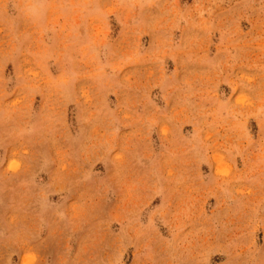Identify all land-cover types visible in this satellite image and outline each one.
Here are the masks:
<instances>
[{
  "label": "rangeland",
  "instance_id": "1",
  "mask_svg": "<svg viewBox=\"0 0 264 264\" xmlns=\"http://www.w3.org/2000/svg\"><path fill=\"white\" fill-rule=\"evenodd\" d=\"M0 264H264V0H0Z\"/></svg>",
  "mask_w": 264,
  "mask_h": 264
}]
</instances>
